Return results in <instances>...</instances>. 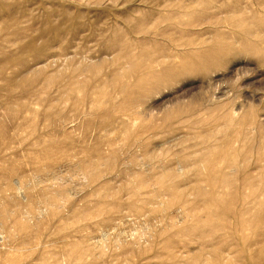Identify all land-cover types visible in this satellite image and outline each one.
I'll return each instance as SVG.
<instances>
[{"label": "rangeland", "instance_id": "1", "mask_svg": "<svg viewBox=\"0 0 264 264\" xmlns=\"http://www.w3.org/2000/svg\"><path fill=\"white\" fill-rule=\"evenodd\" d=\"M222 172L264 180V0H0V264H264Z\"/></svg>", "mask_w": 264, "mask_h": 264}, {"label": "bare ground", "instance_id": "2", "mask_svg": "<svg viewBox=\"0 0 264 264\" xmlns=\"http://www.w3.org/2000/svg\"><path fill=\"white\" fill-rule=\"evenodd\" d=\"M262 121V120H261ZM221 161V160H220ZM245 161V160H244ZM243 161V162H244ZM226 164L227 167H229L231 170V172H235V170H239L241 169L242 166H244L245 164H242V163H237L234 159H229V158H225L223 159L221 162H220V165H219V169H221V166L223 164ZM218 169V166L217 167H212L213 171L215 169ZM218 175V173H217ZM216 175V176H217ZM231 176V175H230ZM208 181V180H207ZM264 182V180H261V181H257L256 179H254L253 177H244L243 179H236V178H231L229 177V174L227 173H223L222 172V175H221V178L217 179L216 177H213L211 180H210V184L212 186H219V187H228L230 185H238V186H242V187H254L256 186L257 184L261 183V182ZM10 188H7V190H9ZM5 190V188H4ZM3 190V191H4ZM6 196V195H5ZM5 212V211H4ZM2 216L3 217H6L8 218L9 217V214L7 212L5 213H2ZM4 218V219H6ZM10 224V223H9ZM4 226V223L2 224V227ZM12 236L11 234L8 232V231H4L3 228L2 230L0 229V260H6V253L8 251H10V249L13 247L12 245ZM4 249V250H3ZM263 258V257H261ZM2 262V261H1Z\"/></svg>", "mask_w": 264, "mask_h": 264}]
</instances>
